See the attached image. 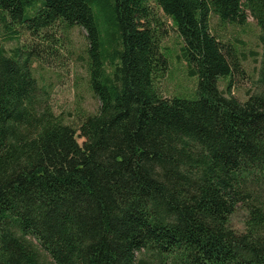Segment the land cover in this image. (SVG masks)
<instances>
[{
    "label": "trees",
    "instance_id": "16d2710c",
    "mask_svg": "<svg viewBox=\"0 0 264 264\" xmlns=\"http://www.w3.org/2000/svg\"><path fill=\"white\" fill-rule=\"evenodd\" d=\"M157 4L197 77L192 97L155 83L168 57L148 0H0L39 38L0 44V264H264V0ZM212 15L260 27L257 88L244 100L230 91L236 50ZM58 21L84 28L100 101L76 126L44 102L32 69ZM238 206L243 230L230 224Z\"/></svg>",
    "mask_w": 264,
    "mask_h": 264
},
{
    "label": "rangeland",
    "instance_id": "374dc122",
    "mask_svg": "<svg viewBox=\"0 0 264 264\" xmlns=\"http://www.w3.org/2000/svg\"><path fill=\"white\" fill-rule=\"evenodd\" d=\"M148 3L153 9L156 24L161 22L159 42L168 57V66L162 75L156 77L155 83L165 96L178 94L192 97L197 77L187 71L186 61L181 54L182 39L169 17L158 6L157 0H148ZM99 23L103 33L107 20L102 17ZM210 23L211 30L236 50L239 66L231 78L230 91L244 100L248 92L257 88L262 52L258 37L260 27L251 15L247 16L243 24L223 22L217 15H212ZM48 32L52 42L42 41V57L33 62V73L43 87L44 102L64 122L76 126L84 115L96 112L100 104L89 85L86 32L77 24L67 26L62 21H58ZM33 41L39 42V38L32 37L21 24L11 22L0 10V44L8 52L18 45L30 46ZM228 80L227 77H221L219 87L226 90ZM245 215V209L238 206L230 216L231 226L243 230Z\"/></svg>",
    "mask_w": 264,
    "mask_h": 264
}]
</instances>
